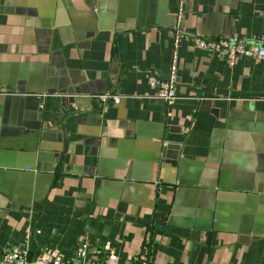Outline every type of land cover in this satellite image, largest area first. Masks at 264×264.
I'll list each match as a JSON object with an SVG mask.
<instances>
[{
	"label": "crops",
	"instance_id": "0c3cea01",
	"mask_svg": "<svg viewBox=\"0 0 264 264\" xmlns=\"http://www.w3.org/2000/svg\"><path fill=\"white\" fill-rule=\"evenodd\" d=\"M107 1L0 0V88L39 98L24 134L10 129L27 109L0 96V259L264 264V62L230 66L195 43L264 37V0H184L179 21L180 0H118L115 15ZM177 24L167 104L148 74L167 79ZM107 93L120 103L103 105ZM161 147L182 177L155 163ZM245 173L260 191L248 205L235 191ZM213 190L214 220L202 213Z\"/></svg>",
	"mask_w": 264,
	"mask_h": 264
},
{
	"label": "built area",
	"instance_id": "2783aa9c",
	"mask_svg": "<svg viewBox=\"0 0 264 264\" xmlns=\"http://www.w3.org/2000/svg\"><path fill=\"white\" fill-rule=\"evenodd\" d=\"M184 13V0L179 1L178 21ZM182 30L177 24L172 35L174 38V51L172 63L167 79H161L158 70H151L148 74L149 84L157 89L155 98L162 100L167 104L173 103L177 99V59H178V43L182 37ZM196 46L202 50H208L216 53L223 58L230 66H233L239 58L249 57L264 62V37L255 38L247 41L238 37H227L214 41H205L195 38ZM15 96L18 93L4 91L0 88V96ZM40 97V96H39ZM43 97V96H42ZM103 105L110 102L120 103V96L107 93L98 97ZM0 264H64L58 263L50 258H36L34 260L20 258L16 256H6L0 259Z\"/></svg>",
	"mask_w": 264,
	"mask_h": 264
},
{
	"label": "water",
	"instance_id": "95a60500",
	"mask_svg": "<svg viewBox=\"0 0 264 264\" xmlns=\"http://www.w3.org/2000/svg\"><path fill=\"white\" fill-rule=\"evenodd\" d=\"M107 2H108V4H107L106 8H107L108 14L109 15H115L117 13V11H119L118 6H116V4L119 3V1L118 0H108ZM27 84L29 87H32V81H27ZM13 86L15 87V85H13ZM35 99H39V98L37 95H34V94H30L27 96H25V94H18L16 96L13 95V96L6 97L5 108H6L7 104L8 105L13 104L14 106H20V108L21 107L26 108L27 109L26 112L28 113L27 114V116H28L27 120L20 121L18 123V126H16L15 128L11 126L10 130H15V131L18 130V132L23 131L24 134L27 132L29 133V131L35 130L33 125H34V121L37 118V112L39 111L38 106L34 103ZM6 113H7V111H6ZM2 116H3V118H2ZM5 117H6L5 113L0 115V121L2 120V123L5 122ZM0 126H1V123H0ZM0 130H1L0 131V149L7 148V145L5 143V140H6L5 137H7L9 135L3 133V127L2 126L0 127ZM42 144L40 147L41 150L43 148ZM160 145L163 146V142ZM45 148H47L46 145H45ZM45 148H43V149H45ZM38 149H39V146L37 148H35V152L37 153L36 154L37 158H38V154L40 152ZM164 151H165V148L161 147V154L155 163H157L158 166L161 167L163 160H165V162L169 161L170 163L176 161L178 163V165H177L178 166V168H177L178 173H179L180 177H182L181 174H182V172H184V168L182 165H180V161L178 159H173V158L165 156ZM1 154L9 155V152H2ZM13 155L14 154H12V156ZM12 161L14 162V160H12V158L9 157V159L7 160V165H10L12 163ZM0 163H2L1 160H0ZM5 163H6V161L3 162V164H5ZM60 163L62 164V157H61ZM18 165H20V163H18ZM28 170L34 171L33 168H29ZM21 177L28 179L30 185L32 184V182L36 183L37 187L40 185V183H42V180H45V176H40V175H34V176L30 175V176H21ZM56 178H58V177H55L54 179H56ZM158 191H159V187L156 189V193H155L156 199L158 198ZM235 191L237 193L236 195H240L245 200L246 205H248L251 202V199H254L253 197L260 194V191L257 188V185L255 183V180L250 178L247 173H245V175L242 176V178L237 182ZM175 193L176 192H174V197L176 195ZM185 193L191 194L190 192H185ZM211 196H212V200L208 199V201H207V203H208L207 209L208 210L202 211V213H205L206 215L209 216L210 219L214 220V219H217L218 210H219V203L216 201L217 196H216L215 190H213L211 192ZM171 210H172V208L170 209V212H171ZM183 212H184V215H190L191 216L193 214V211L188 209V208H184ZM195 215H196V217L198 216V214H195Z\"/></svg>",
	"mask_w": 264,
	"mask_h": 264
}]
</instances>
